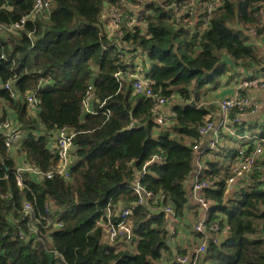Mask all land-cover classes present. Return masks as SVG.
I'll use <instances>...</instances> for the list:
<instances>
[{"label":"trees","instance_id":"1","mask_svg":"<svg viewBox=\"0 0 264 264\" xmlns=\"http://www.w3.org/2000/svg\"><path fill=\"white\" fill-rule=\"evenodd\" d=\"M34 2L0 0V124L11 122L23 135L9 151L0 130V264H177L193 249L173 238L187 220L186 183L202 153L193 148L218 109L200 104L202 89L238 69L264 78V0H49L35 16ZM112 10L119 23L110 33L103 14ZM146 62L150 97L135 93L130 78ZM174 97V115L159 124ZM159 98L165 103L158 111ZM238 114L227 115L236 135L264 140V133L253 135L264 123L249 125L242 121L248 116L235 122ZM62 128L73 136L68 179L56 173L50 147ZM225 147L199 159L198 182L208 184L200 195L210 209L204 234L188 223L195 248L205 245L197 264H264V156L228 184L237 152L250 153L254 143L239 146L229 163ZM21 160L40 175L19 171ZM138 179L152 193L143 206L129 187ZM26 204L49 221L47 228L34 224L37 234ZM167 207L178 221L171 235ZM121 208L132 211L131 246L109 245L99 224H114Z\"/></svg>","mask_w":264,"mask_h":264},{"label":"built area","instance_id":"2","mask_svg":"<svg viewBox=\"0 0 264 264\" xmlns=\"http://www.w3.org/2000/svg\"><path fill=\"white\" fill-rule=\"evenodd\" d=\"M17 1V0H14ZM193 2L189 1L186 7H192ZM49 7V0H35L34 6H33V15L42 12L45 9H48ZM110 16L107 18L106 28L111 33L115 28H118L119 23V15L115 12V10L110 11ZM26 19H22L19 24H14V26L8 28L9 31L18 29L21 25L24 24ZM2 31H0L1 33ZM144 70L140 67H136L132 74L130 75V78L133 79L132 88L133 91L137 94L144 95L146 97L151 96V90H150V82L148 79L145 78ZM8 84H5V88H7ZM264 91V78L263 77H256V78H246L244 80H241L237 84V90L233 91L229 96H226L219 100L218 102V111L222 116L220 127H223L227 123V115L232 109H237L240 114H238L234 121L237 122L238 119L254 115L258 112L260 109V104H253L251 105L249 103L250 98L249 97H240L239 91ZM27 101L31 108L33 107V104L35 103V99L31 96L27 98ZM164 100L163 99H157L156 100V110H160L164 106ZM86 106L87 103H84ZM30 108V109H31ZM86 113H91L87 107H85ZM164 118L167 119L168 117H165L161 114L157 118V122L159 124L164 123ZM11 122H4L0 124V130L3 132L5 131V140L4 144L8 148L9 151L13 150L22 140L23 135L17 131L13 130ZM212 128V125L209 123L204 128H200L198 130V133L200 136H205L208 131H210ZM53 143L50 144V147L52 149V153L58 157L59 161L56 166V173L61 175L64 179H68V168L72 165L71 158L69 156V150L72 147L71 146V140L72 135L65 129L62 128L58 132L54 133L53 135ZM214 143H212L209 147V150L213 149ZM194 151H200L199 146H195L193 148ZM55 151V152H54ZM237 163L235 164V167H232L233 177H231L227 183L231 184L236 181V179L244 178L246 175L250 173V171L254 168V166L257 164L259 159H261L262 156H264V140H256V143L254 144V148L250 153H247L245 150H240L237 152ZM162 159L157 158L156 162H162ZM19 171H28L35 176H39L40 172L37 169H29L27 164L24 160H21L19 162ZM51 174H46V178H50ZM16 182L18 186H22V182L20 179V176L16 175ZM264 180V177H263ZM130 189L133 190L135 195L137 196V202L135 205L143 206L145 205V201L147 199H150L152 197V193L146 192L143 187L139 184V179L135 182H133L130 186ZM208 187V184L205 182L199 183L197 176L194 180V183L192 185V189L190 190L192 197L195 199L199 206V215L196 218V223L193 225V231L198 234H204L205 233V223L208 217L210 204L206 202L203 198H201L200 192L203 188ZM153 211H159V209L154 208ZM131 209L130 208H121L118 211L115 212L114 217L116 221L114 224L109 223L108 225H104L103 220L101 219L99 221L100 226H104V232L106 235L107 243L109 245H114L116 241H123L127 245L131 246L133 244L132 242V226L129 221V216L131 215ZM164 212L169 216L167 221V228L170 232V234H173L174 229H172V226H174L178 221L175 219L172 215V211L170 208L164 209ZM24 213L25 217L27 219V225L28 227L34 232V224L42 225V222H46L45 226L43 228H47L49 226V221L42 218L34 209H32L28 204L24 206ZM107 218V221H109L112 217V214L109 210L106 211V213L103 215ZM59 225V224H58ZM60 226V225H59ZM210 228L213 232L218 233L219 227L216 223H212L210 225ZM37 234V232H34ZM206 235V234H205ZM211 236L207 235L206 239L209 240ZM210 240L213 243H217L218 241L215 238H210ZM205 245L201 244L198 248H193L190 250V255H187L185 257H176L175 261L177 264H197L199 258L203 255V252L205 250Z\"/></svg>","mask_w":264,"mask_h":264},{"label":"crops","instance_id":"3","mask_svg":"<svg viewBox=\"0 0 264 264\" xmlns=\"http://www.w3.org/2000/svg\"><path fill=\"white\" fill-rule=\"evenodd\" d=\"M106 18H107V16H106ZM106 20L107 19H105V21ZM105 21H103V22H105ZM238 74L242 75V77L236 78V75H238ZM228 76L231 77L230 80L227 79ZM250 76H252V75H250V72L244 73L240 69H238V70H234L232 72L226 73V74H222L220 76L219 75L216 76L215 80H214L215 82H213V81L209 82V80H208L209 83L205 84L203 86V89H202L203 95L201 96L200 104L204 107L213 106V105L215 106V104L217 105L220 99L231 95L232 93H234L233 91L237 90L238 82H240L241 80H244ZM233 77H235V78H233ZM241 92L249 94L250 100H252L255 104H260V109L258 110V112L256 114L249 115L248 118H246L245 120L243 119L242 121L248 122L249 125L250 124L257 125L260 123H264V91L261 90V91H241ZM173 99H174V102L177 104L178 99L176 97H174ZM191 100H193V98ZM172 107H168L167 105H166V107H163L162 112H163L165 117L169 118V117H172L174 115L172 112ZM208 117L211 119L210 124L212 125V128L210 131H208V133L205 136H203V139L199 145L200 151H202V153L198 154L199 156L195 159V165H194L195 167L193 170L194 172H193L192 176H190L188 182L186 183V191H187V195H188V199H189L188 211L186 214L187 215V220H186L187 222L185 221V222L181 223L183 226L181 228V230L184 233H186L188 236L187 237L185 236L186 237L185 242H184L183 237H181V238L175 237L176 240L174 239L175 242L176 241H178L179 243L183 242V245L192 243L193 237L190 235V230L188 228L189 226H187V224L189 223L190 218L194 219L193 216L195 215V213L198 215L200 213V211L198 209L199 206H198L197 202L195 201V199L192 197L191 192H190L191 184L195 180L194 177L198 176L197 174L200 170V167L202 166L199 159L202 155H204L205 153H208L210 151L209 147L212 143L215 142L213 149H211L212 151H210L212 153L215 152L217 149L225 147V143H226L224 140L225 137L223 136V132H224V128L226 127L227 123L223 127H220L222 116L219 113L218 109L216 108V111L212 112ZM259 127H262V126L259 125L258 128ZM255 134H257V133L254 132L253 135H255ZM248 136H250V135H248ZM256 140L257 139L250 138V139H246L245 141L244 140H240V141H241V144H242V142H243V144H247V143H254L255 144ZM190 225H191V223H190ZM185 226L187 228H185Z\"/></svg>","mask_w":264,"mask_h":264},{"label":"rangeland","instance_id":"4","mask_svg":"<svg viewBox=\"0 0 264 264\" xmlns=\"http://www.w3.org/2000/svg\"><path fill=\"white\" fill-rule=\"evenodd\" d=\"M183 12H185V10ZM104 13L105 14H103V18H106V16L108 17L111 14V13H108V12H104ZM140 62H141L140 60L135 61V63H138V64H140ZM149 66H150V64L148 62H146L144 67H143L144 72L149 69ZM226 67H227V70H230L229 66H226ZM241 77H242V75H240V74L236 75V78H241ZM233 78H235V77H233ZM249 103L251 105L255 104L252 100H249ZM166 104H167L168 107H172V106L176 105V103L174 102V99H172L170 102H167ZM31 115L34 116L35 114L31 113ZM254 132H256L258 134L259 133H264V127H259ZM248 135H250V133H245V134H242L241 136L236 135L235 130H234L233 126L231 125V123L228 122L226 124V127L224 128V132H223V136L225 137L224 140L226 141V139H228V142L226 141V147H225V150H227L228 152L224 155L226 163H229V161L231 159L232 152L234 150H236L237 148H239V146H241L243 144V142L241 144L240 140H244L245 141L246 139H250L251 138ZM229 139H230V142H229ZM233 166L235 167V164ZM254 168H255V166H254ZM193 183L194 182H192V184H191L190 190L192 189ZM193 218L194 219H192V218L189 219V224L191 223L192 227L196 223L195 217H193ZM189 224H187V226H189ZM174 228H175V226H172V229H174ZM185 228H187V227L185 226ZM185 236L187 237L188 235L186 233H184L182 230L179 229V230H177V233H176L175 237L176 238L183 237L184 241H185L186 240ZM175 237H173V238H175ZM197 243H199V241ZM197 243H191V247L195 248Z\"/></svg>","mask_w":264,"mask_h":264},{"label":"water","instance_id":"5","mask_svg":"<svg viewBox=\"0 0 264 264\" xmlns=\"http://www.w3.org/2000/svg\"><path fill=\"white\" fill-rule=\"evenodd\" d=\"M190 105L195 106L193 100H191ZM167 245L172 249V253H173V255H175V254H176V251H175V249L172 248V245H171L170 239L167 240Z\"/></svg>","mask_w":264,"mask_h":264},{"label":"clouds","instance_id":"6","mask_svg":"<svg viewBox=\"0 0 264 264\" xmlns=\"http://www.w3.org/2000/svg\"><path fill=\"white\" fill-rule=\"evenodd\" d=\"M14 1V0H13Z\"/></svg>","mask_w":264,"mask_h":264}]
</instances>
